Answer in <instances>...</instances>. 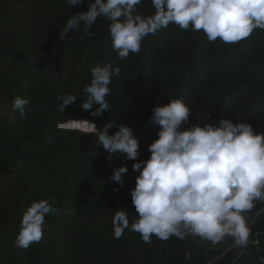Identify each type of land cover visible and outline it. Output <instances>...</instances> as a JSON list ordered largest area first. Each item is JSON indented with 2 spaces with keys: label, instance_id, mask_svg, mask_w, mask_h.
Instances as JSON below:
<instances>
[{
  "label": "trees",
  "instance_id": "1",
  "mask_svg": "<svg viewBox=\"0 0 264 264\" xmlns=\"http://www.w3.org/2000/svg\"><path fill=\"white\" fill-rule=\"evenodd\" d=\"M91 2L71 9L66 0H0V264H258L264 255V212L255 215L264 209L259 201L247 214L254 222L243 250L231 238L216 246L191 236H153L145 243L127 229L115 239L112 219L116 210H124L130 224L138 219L131 189L139 172L132 165L150 157L159 130L149 122L155 105L187 100L191 117L184 128L231 119L264 132V31L235 44L210 43L203 32L170 24L147 36L138 54L119 60L104 17L93 24L91 36L81 26L64 41L60 37L71 15L89 10ZM137 7L144 15L154 11L151 0ZM106 62L121 73L109 86L108 112L93 117L98 105L79 107L83 89L91 69ZM60 93L77 96L63 113L57 111ZM18 96L30 101L26 118L13 112ZM69 118L101 128L107 122L130 125L139 157L113 155L110 162L95 135L57 128ZM125 165L129 172L120 186L110 176ZM50 198L59 211L46 216L42 239L28 249L16 247L27 207Z\"/></svg>",
  "mask_w": 264,
  "mask_h": 264
},
{
  "label": "clouds",
  "instance_id": "2",
  "mask_svg": "<svg viewBox=\"0 0 264 264\" xmlns=\"http://www.w3.org/2000/svg\"><path fill=\"white\" fill-rule=\"evenodd\" d=\"M84 0H66L67 6ZM142 0H94L89 10L72 14L60 30L64 41L83 26L86 35L99 17L108 23L113 50L119 60L141 51L144 39L170 24L179 29L203 32L208 42L217 40L235 44L249 38L257 29L264 31V0H151L154 11L144 15L138 11ZM121 68L110 62L91 69V80L80 103L93 117L108 112L106 97L114 76ZM57 111L77 103L74 94L60 93ZM30 101L16 97L13 112L26 118ZM211 117V114H208ZM191 107L183 98H173L167 105L153 107L150 123L158 126L157 138L149 145L150 157L132 165L139 172L131 189L132 204L138 219L130 224L124 210H116L112 219L113 236L119 239L127 229L140 234L145 243L152 237L167 241L171 237L184 240L199 238L212 246L231 238L233 246L243 250L251 235V213L256 202L264 203V132L255 133L251 123H234L221 119L184 128L190 122ZM57 128L96 136V144L109 155H124L136 161L140 143L133 128L125 123H105L102 130L88 119H68ZM118 128L114 134L109 130ZM128 167L114 169L110 179L125 184ZM118 191V188H114ZM51 200V202H50ZM34 201L21 220L16 247L28 249L43 237L46 216L59 211L55 198ZM123 209V207H122ZM264 209L258 210L259 216ZM243 254V251H241ZM264 264V255L257 258ZM211 264V262H210Z\"/></svg>",
  "mask_w": 264,
  "mask_h": 264
},
{
  "label": "water",
  "instance_id": "3",
  "mask_svg": "<svg viewBox=\"0 0 264 264\" xmlns=\"http://www.w3.org/2000/svg\"><path fill=\"white\" fill-rule=\"evenodd\" d=\"M98 129L102 130L103 128H101V127H98Z\"/></svg>",
  "mask_w": 264,
  "mask_h": 264
},
{
  "label": "built area",
  "instance_id": "4",
  "mask_svg": "<svg viewBox=\"0 0 264 264\" xmlns=\"http://www.w3.org/2000/svg\"><path fill=\"white\" fill-rule=\"evenodd\" d=\"M151 125H155V124L151 123Z\"/></svg>",
  "mask_w": 264,
  "mask_h": 264
}]
</instances>
